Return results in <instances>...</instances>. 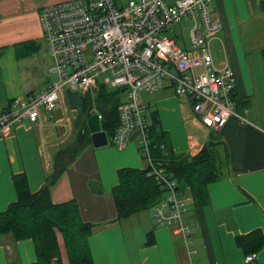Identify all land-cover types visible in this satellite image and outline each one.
I'll use <instances>...</instances> for the list:
<instances>
[{
  "label": "crops",
  "instance_id": "0c3cea01",
  "mask_svg": "<svg viewBox=\"0 0 264 264\" xmlns=\"http://www.w3.org/2000/svg\"><path fill=\"white\" fill-rule=\"evenodd\" d=\"M62 1L66 0H0V112L13 99L43 92L50 85L45 86L47 75L42 84L38 76L39 71H48L50 60L53 63L40 13ZM213 18L223 27L210 45L215 64L221 68L227 61L237 77L229 121L220 129L205 127L188 100L170 90L154 94L147 104V110L154 106L150 110L159 112L176 154H196L213 131L230 153L228 174L209 186L210 203L198 209L190 205L186 222L191 243L177 225L160 226L153 210L117 220L112 190L119 183L118 171L147 168L138 143L131 140L119 151L108 138L109 150L91 151L95 147L89 142L87 121L78 123V128L69 127L64 91L52 120L43 112L39 122H24L0 139V213L17 201L14 176L26 175L31 192L36 193L58 168L63 173L52 187V201L76 199L83 220L94 225L88 239L93 264H190L191 252L200 264H245L246 254L237 245V237L256 231L264 237V0H216ZM91 171L99 177L96 189L87 177ZM58 236L62 262L70 264L63 237ZM258 253L256 264H264V243ZM36 260L31 239L0 236V264Z\"/></svg>",
  "mask_w": 264,
  "mask_h": 264
},
{
  "label": "built area",
  "instance_id": "2783aa9c",
  "mask_svg": "<svg viewBox=\"0 0 264 264\" xmlns=\"http://www.w3.org/2000/svg\"><path fill=\"white\" fill-rule=\"evenodd\" d=\"M215 1L66 0L45 7L40 25L53 59L49 71L60 80L41 93L13 99L0 112V139L24 122H39L43 112L52 120L66 85L83 94L107 86L125 90L128 98L117 107L119 125L111 142L123 151L131 140L137 141L148 162V177L164 190L163 199L153 208L156 222L177 225L191 243L186 216L193 201L169 177L167 169L154 161L148 105L142 97L170 90L188 100L192 113L205 127L220 129L229 121L234 114L237 77L227 61L217 67L211 53V42L223 29L213 18ZM183 21L191 26L190 49L183 40L178 43L169 36ZM97 115L102 127L103 115ZM192 254L195 252H191L190 264H200ZM258 260L259 253L253 252L245 255L244 262L256 264Z\"/></svg>",
  "mask_w": 264,
  "mask_h": 264
},
{
  "label": "trees",
  "instance_id": "16d2710c",
  "mask_svg": "<svg viewBox=\"0 0 264 264\" xmlns=\"http://www.w3.org/2000/svg\"><path fill=\"white\" fill-rule=\"evenodd\" d=\"M23 50V49H20ZM264 59V50L262 52ZM120 92V91H118ZM109 98L105 89L99 91L97 105L103 115L102 129L110 142L119 125L117 107L119 97ZM82 106L86 121L91 117V104L82 96ZM150 109V107H149ZM153 158L169 172L179 189L189 195L195 208H204L210 201L209 186L226 177L230 170V153L227 145L217 132L210 134L209 140L196 153L176 154L170 137L162 129L159 112L151 110L149 115ZM92 143V137H89ZM146 169L124 168L118 171L119 183L112 190V197L117 211V220L128 219L143 211H151L163 199L164 190L156 181L148 177ZM63 171L55 169L46 178L45 186L38 192H31L26 175L14 176L17 201L0 213V236L11 235L16 241L31 239L35 245L37 260L32 264H63L59 245L61 234L67 250L70 264H93L88 243L94 225L83 220L81 209L76 199L55 204L52 201V187L61 178ZM237 245L245 254L258 252L264 237L256 231L239 236Z\"/></svg>",
  "mask_w": 264,
  "mask_h": 264
},
{
  "label": "rangeland",
  "instance_id": "374dc122",
  "mask_svg": "<svg viewBox=\"0 0 264 264\" xmlns=\"http://www.w3.org/2000/svg\"><path fill=\"white\" fill-rule=\"evenodd\" d=\"M121 1L128 2L129 0H121ZM166 1L170 4L171 3L173 4L176 0H166ZM190 29H191V26H190L189 22L183 21L182 23L178 24L172 31H170L169 36L172 38H175L178 43H179V40H183L185 45H186V49H190ZM177 34H179V37H177ZM42 53L45 54V49H43ZM46 55L47 54H45V56ZM42 59L44 60V56H42ZM50 61H51V63H50L48 71L45 70V73H43L41 71L38 72V76H39V79L41 80V84L46 79V75H47V78H49V81H48L49 83L47 82L45 86L52 84V83H55V82H58L60 80V78L57 74H51L50 73L49 70H50V67L52 66V60H50ZM45 63L48 65L49 61H47ZM98 80H99V83L101 84V82H102L101 77ZM44 89H45V87H44ZM63 91H64V99H65L64 103H65L66 109H67V118L70 122L69 127L78 128L80 122L83 123V121L86 120V116H85L84 109L82 106V99H81L83 95H84V97L87 98V100L91 104V107H92L91 113L97 114L98 112H100L98 105L96 103L99 92H96L94 94H92V93L83 94V92L80 90H73L69 85H66L64 87ZM37 93H41V92H37ZM105 93H107L109 95L110 99L112 98V102H114V99L118 102L116 97L114 98V94H117L116 96L119 97V99H120L119 102H123L128 98L126 92H121V91L118 92L117 89H115L111 86H107L105 88ZM152 97H153V95L144 94L142 97V100H144L145 103L149 104ZM155 99H156V97H155ZM152 108H150V109H152ZM150 109L146 110L148 119H149V115L151 113ZM87 123H88V121H87ZM109 147H112L110 143L105 147L92 148L91 151L99 152V151L109 150ZM140 157L143 161V164L147 165L148 162H147V160H145L142 157L141 153H140ZM73 169H75V168L73 167ZM87 177L93 180V184H92L93 189H96L95 188V187H97L96 183H97V181L99 182V177H98L97 172L91 171V172L87 173ZM147 213L150 214V211H147Z\"/></svg>",
  "mask_w": 264,
  "mask_h": 264
},
{
  "label": "water",
  "instance_id": "95a60500",
  "mask_svg": "<svg viewBox=\"0 0 264 264\" xmlns=\"http://www.w3.org/2000/svg\"><path fill=\"white\" fill-rule=\"evenodd\" d=\"M124 91L125 90H122V92ZM88 128L92 135V142L95 148L105 147L109 144L108 136L106 132L102 130L97 114H93L88 119Z\"/></svg>",
  "mask_w": 264,
  "mask_h": 264
}]
</instances>
